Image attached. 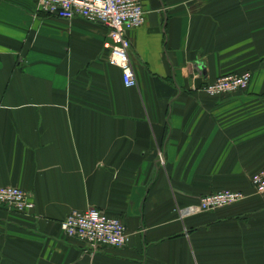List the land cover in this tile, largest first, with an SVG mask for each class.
<instances>
[{
	"label": "crops",
	"instance_id": "0c3cea01",
	"mask_svg": "<svg viewBox=\"0 0 264 264\" xmlns=\"http://www.w3.org/2000/svg\"><path fill=\"white\" fill-rule=\"evenodd\" d=\"M128 32L136 87L107 62V29L0 0V264H264V0H141ZM244 91L209 97L228 73ZM237 191L242 201L179 219L176 208ZM93 207L119 219L121 249L67 238Z\"/></svg>",
	"mask_w": 264,
	"mask_h": 264
},
{
	"label": "built area",
	"instance_id": "2783aa9c",
	"mask_svg": "<svg viewBox=\"0 0 264 264\" xmlns=\"http://www.w3.org/2000/svg\"><path fill=\"white\" fill-rule=\"evenodd\" d=\"M36 10L45 15L71 21L81 18L107 29L103 44L107 51V62L121 71L125 87H136V76L129 57L128 32L145 21L141 0H36ZM251 80L249 72L228 73L216 78L202 88L209 97L244 91ZM252 193L264 197V168L250 179ZM237 191H219L202 196L194 205L176 208L179 219L201 212L213 211L233 205L245 199ZM0 205L21 214L33 210L34 204L27 193L19 188L0 187ZM59 227L67 238L91 246L121 249L128 243L129 236L123 223L99 210L89 207L84 211L72 210L60 222Z\"/></svg>",
	"mask_w": 264,
	"mask_h": 264
}]
</instances>
